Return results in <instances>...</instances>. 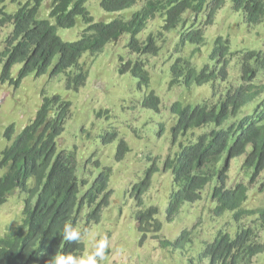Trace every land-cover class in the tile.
<instances>
[{"label":"trees","instance_id":"1","mask_svg":"<svg viewBox=\"0 0 264 264\" xmlns=\"http://www.w3.org/2000/svg\"><path fill=\"white\" fill-rule=\"evenodd\" d=\"M44 1L30 0L10 14L6 0H0V31L12 26L0 50L3 83L12 80V71L19 65L16 85L32 74H49L50 78L66 74L67 89L79 91L90 76L89 69L81 63L83 56L90 53L95 58L109 44L130 35L131 57L121 58L120 74H131L143 88L151 84L145 57L160 56L161 42L167 34L182 29L181 44L197 46L193 58L205 43L207 29L215 24L229 1V11L246 24L264 23V0H101L108 13L141 4L129 19L119 16L110 23L95 21L86 7L88 0H54L51 20L41 19ZM158 19L163 20L158 32L141 39ZM80 20L86 25L80 39L64 41L58 29H73ZM210 58L213 63L201 69L182 56L171 67V88L209 85L211 93L205 91L203 100L195 106L178 100L168 108L176 121L172 132L179 151L164 162L165 171L173 176L167 219L173 221L184 205L201 201L213 185L209 194L213 212L217 216L232 212L239 225L235 236L219 231L201 257L209 264H253L254 258L264 252L256 229L264 230V207L247 209L245 204L251 186L260 183L259 191L264 192V49L234 53L230 40L218 37ZM231 68H238V83L233 81ZM143 106L161 112L162 100L153 91L145 97ZM70 115V102L59 95L44 97L36 118L20 134L15 137L14 126L6 132L10 145L0 157V170H5L0 177V206L17 191L26 197V205L23 223L0 237V264H47L57 252L83 253V239L73 243L63 238V223L71 219L80 228L84 217L80 229H89L93 222H100L103 210L110 205L112 169L101 168L96 179L91 180L87 166L81 168L76 153L58 150V139ZM129 151L128 144L121 141L118 161H123ZM240 157H244L242 170L250 174V182L232 184L231 161ZM158 171H148L134 186L140 209L138 230L144 239L150 233L158 237L162 231L157 219L160 209H142L143 195L150 190ZM191 236L190 231H184L175 243H162L184 249Z\"/></svg>","mask_w":264,"mask_h":264},{"label":"rangeland","instance_id":"2","mask_svg":"<svg viewBox=\"0 0 264 264\" xmlns=\"http://www.w3.org/2000/svg\"><path fill=\"white\" fill-rule=\"evenodd\" d=\"M29 1L6 0L7 12L14 14L20 4ZM53 1H44L41 19L51 20L50 7ZM140 5L120 13L104 11L101 0H88L86 7L95 21L110 23L119 16L129 19ZM231 6L232 2L229 1L220 11L215 24L206 31L201 51L193 58L191 56L197 46L181 44L182 29L167 34L161 42L160 56L145 57L151 84L143 88L131 74H120L121 58L131 57L128 49L130 35H125L118 43L109 44L95 58L90 53L83 56L81 63L89 69L90 76L86 86L79 91L67 89L66 74L53 78L49 74H32L16 85L21 69L19 65L12 71V80L3 83V65L0 63V157L10 145L6 136L8 128L15 127L16 137L36 118L44 97L59 95L70 102L71 115L63 135L58 139V150L76 153L81 168L87 166L91 180L96 179L101 168L112 169L110 205L103 210L100 222H93L88 229L89 234L83 238L85 251L91 252L96 240L104 235L109 236V248L101 264H209L208 260L201 257L207 243L213 242L219 231H226L232 236L237 233L239 224L232 212L223 216L213 212L214 204L209 198L213 185L207 189L201 201L184 205L178 216L170 222L166 211L173 191V176L172 172L164 169L166 158L179 151L172 132L176 121L168 108L178 100L195 106L203 100L205 91L211 93L209 85L191 89L180 86L171 88V67L177 58H189L199 69L212 64L210 56L218 37L230 40L234 53L264 49V23L258 26L246 24L239 15L229 11ZM162 25V19L151 23L140 38L145 39L151 32L157 33ZM85 27L80 20L73 29L59 28L58 34L66 42H75L80 39ZM11 32L12 26L0 31V50ZM230 72L233 81L238 83V68H231ZM153 91L162 100L161 112L143 106L145 97ZM121 141L128 144L130 151L123 161H118ZM96 162H100V166L97 167ZM243 163L244 157L231 161L230 183L241 180L250 182V174L242 170ZM156 168L159 171L153 176L150 190L143 195L142 209L152 206L160 209L157 219L162 223V231L158 237L150 233L144 239L143 233L138 230L137 216L140 209L134 186L145 178L148 171ZM4 174L5 170H0V177ZM259 189L260 183L250 187L245 204L247 209L264 207V192ZM25 205L26 197L17 191L0 206V237L13 232L23 223ZM86 213L85 210L83 216ZM80 222L82 228L84 217ZM256 229L260 242L264 244V230ZM184 231L192 234L191 242L184 249L162 243H175ZM253 264H264V252L254 258Z\"/></svg>","mask_w":264,"mask_h":264},{"label":"clouds","instance_id":"3","mask_svg":"<svg viewBox=\"0 0 264 264\" xmlns=\"http://www.w3.org/2000/svg\"><path fill=\"white\" fill-rule=\"evenodd\" d=\"M63 238L69 242L79 243L89 234L88 229L83 231L71 219L63 223ZM110 238L104 235L96 240L93 245V251L76 254L74 252H57L53 255L47 264H101L105 259L106 250L109 248Z\"/></svg>","mask_w":264,"mask_h":264}]
</instances>
